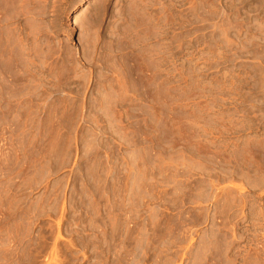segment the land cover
<instances>
[{"label": "rangeland", "instance_id": "374dc122", "mask_svg": "<svg viewBox=\"0 0 264 264\" xmlns=\"http://www.w3.org/2000/svg\"><path fill=\"white\" fill-rule=\"evenodd\" d=\"M0 264H264V0H0Z\"/></svg>", "mask_w": 264, "mask_h": 264}]
</instances>
